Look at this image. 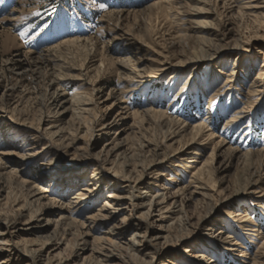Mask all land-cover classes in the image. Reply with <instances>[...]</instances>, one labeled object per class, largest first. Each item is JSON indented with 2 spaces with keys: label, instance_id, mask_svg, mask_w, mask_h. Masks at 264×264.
<instances>
[{
  "label": "rangeland",
  "instance_id": "1",
  "mask_svg": "<svg viewBox=\"0 0 264 264\" xmlns=\"http://www.w3.org/2000/svg\"><path fill=\"white\" fill-rule=\"evenodd\" d=\"M194 9L187 0H0V261L32 264L33 249L46 264H96L112 251L104 264H146L145 252L131 259L106 244L103 220L83 222L113 192L122 199L106 210L120 232L112 237L128 245L135 230L161 247L149 264H264V0ZM204 16L223 40L216 57L195 60L194 20ZM23 130L45 138L32 147ZM117 142L110 161L97 158ZM249 150L260 169L245 191ZM117 153L138 154L130 178L114 171ZM42 185L50 198L33 206ZM83 187L91 198L71 208ZM149 193L164 198L147 215Z\"/></svg>",
  "mask_w": 264,
  "mask_h": 264
},
{
  "label": "bare ground",
  "instance_id": "2",
  "mask_svg": "<svg viewBox=\"0 0 264 264\" xmlns=\"http://www.w3.org/2000/svg\"><path fill=\"white\" fill-rule=\"evenodd\" d=\"M170 1H175V0H170ZM187 1H189L194 6L195 13L199 14V13H202L203 11H209V9H211V7L213 6V2L215 0H187ZM207 16L206 17L204 16L203 19H198V18H196V20L193 19L194 22L197 24V26H195L193 28L195 30V33H196L195 34V39L197 40V42L200 43V45H199L200 48H198L197 51H193L191 53V56L194 57L195 60H202V59H207V58L208 59H213V57H216V55L218 54V51H219L218 49L220 48V45H221V41L223 40V38L220 35V32L218 30L213 29V24H214L213 23V20H210L209 17H207ZM224 35L226 36V34H224ZM69 41H71V40H69ZM161 66L162 67H159L158 68L159 70H164V69L168 68V66H167L166 63H162ZM58 93H59V91L56 93V95ZM80 94H82V93H80ZM74 97H75L74 99H76V101H79V102L82 101V99L84 98V96L79 95V93H78V96L75 95ZM89 97H90V95H89ZM91 97H94V96L92 95ZM83 100H86V97ZM91 100L93 101V99H91ZM87 101H89V100H87ZM80 103L88 104L89 102H85L84 101V102H80ZM3 108H5V107H3ZM150 112H152V111H150ZM81 113L82 112H80V114ZM242 113H243V110L242 109L239 110V111H237V112H235V114L232 115V117L229 120H227L226 124H228L229 126H236L238 124V122H239V118H242V116H243ZM77 121H79V119ZM171 122H172V120H171ZM177 122H179V121H177ZM161 123L163 124L164 122H161ZM174 123H173V125H174ZM106 124H107V122L104 124V127L106 126ZM108 124H109V122H108ZM177 124H179V123H177ZM172 128H173V126H172ZM174 130H177V129L174 128ZM193 130H196L197 132H201V131L204 130V126L201 125V124H199L197 126H194L193 127ZM23 131H25L24 133H26V134H28V132L31 133L30 136H26V137H28V141L30 139V144L32 145V147L35 144H37L38 142H40L41 140H43L45 138L43 136V134L41 132L37 131V130L32 131V132L31 131H26V130H23ZM210 134L212 135L213 133H210ZM120 143L121 142L113 143V145L110 146V147L106 146V144H105V146L97 153V158L104 159L103 160L104 162L110 161V156H111L112 152H115L116 150H118L120 148V146H119ZM65 144L68 145V143H65ZM47 146L48 145H44L43 148H46ZM254 153L255 152H253L252 150L251 151L249 150V151H247V155H246V156H248V159H249L250 163L246 164V167H245L246 168V173L242 177V182L244 183V186H243V189L242 190H245V191H246L247 188H249V185L252 182H254L253 181L254 180V177L257 175V173L259 172V169H260V167H259L260 165L257 166L256 163L253 162ZM116 155H117V157L115 158L116 159L115 164H117V168H115L114 171H116L117 173H122L125 176L128 175V177L130 178L131 175H132V173H131V171H127L125 168L128 165V162L132 158H134L136 155H138V154H136V153H131L130 155L124 154V156H123V159L124 160H122V161H120L122 159L120 157V153H117ZM136 158H138V157H136ZM138 161H140V160H138ZM190 161H193V160L190 159ZM141 162L143 164L142 166H143L144 169L145 168H148L147 165L145 164L146 163L145 161L142 160ZM201 171L202 170H200V172ZM134 172H136V171H134ZM93 178H94V176H93ZM94 180H95V178H94ZM95 182H99L98 184L101 183V181H99V180L98 181L96 180ZM114 182H113L112 185H114ZM137 182L138 181L135 182V184L133 186V189H135V188L138 187L137 186ZM91 183H92V179L90 181V184ZM48 187L49 186H47V185H42V187L40 188V190L38 191V193L35 195V198L30 201V204L33 205V206H37L38 207V206H41L42 205L43 198L49 199L50 197H48L49 195L47 193L49 191V188ZM81 189L86 190L88 192L87 193H82V192H79L78 191L77 194L80 195V199L78 201H69L68 202V205L70 204V207L71 208H73L74 206H79L80 205V201H82L83 199H86L87 200L88 198H91L90 197L91 195H88V193L89 192L92 193V190L93 189H90L88 187H83ZM129 193L132 194V197L133 198L136 197V195L133 192H129ZM149 194H147V196L141 198V202H140V204L142 206H148V208L146 209V212H145V213H147V215H150V213L152 212L153 208L155 206H157L158 204H160V202L164 198V193H154V194H152V195L150 194V196H148ZM75 197L76 196H74V198ZM161 197H162V199H161ZM120 199H122V197L120 195H116L113 192L112 193H109L108 194L107 204H106L105 207H103L104 209L102 208V210L99 211L98 213H93V214H90V215H86L84 217L85 220L83 222H85L86 226H87V224H90L89 227L90 228H94L95 225L96 226L97 225H100L101 224V221L103 220V222H104V226L103 227L106 228V231L104 232V235H103L104 236L103 237V240L106 242V244H108L109 246H112L115 250H119V251H122V252H124L126 250V253H128L127 255H129V257H131V259H139V257H140L139 254H141V251H143V252H145L146 256H148L147 259H144L143 260V263L149 264V263L152 262V259L151 258L153 256L157 255V253L160 251L161 247L158 248V247H156L155 245H152V244H151L152 246H147L146 243H144V240H141L139 238V236H138V235H142V234L141 233H138L137 234V231H135V230H134V233H133L134 237H133L132 241L128 242V245L121 244L118 241H116L115 239H113V237H112V235H113L112 233H114V232H117L118 233L119 232L117 230V227L118 226H115L114 223H113V225H110L109 226V224H110L109 221H110V219H112L114 217V214H113V211L111 212V211H106V210L107 209H110L109 207H115V206L119 205L121 203L120 202L121 201ZM120 208L121 207L118 206L117 209H120ZM77 210H75V211H77ZM237 215H241V213L238 212ZM240 218H242V217H240ZM184 221L185 220H183V218H181V220H180L181 226H185L186 225V222H184ZM143 236L144 237H147V235H143ZM1 241H4V238H3V233L0 231V242ZM28 252L32 253V260H33V263L32 264H42V263L43 264H46L47 261L44 260L43 256H41V254L37 253L36 250L28 249ZM111 255H114V252L113 251L111 253H108V254H101L100 257H99V260L96 262V264H104V260L106 258H109ZM9 260H11V259H9ZM10 262L11 261L8 262V259H3V260L0 261V264H10ZM175 264H179V263H176L175 262Z\"/></svg>",
  "mask_w": 264,
  "mask_h": 264
}]
</instances>
